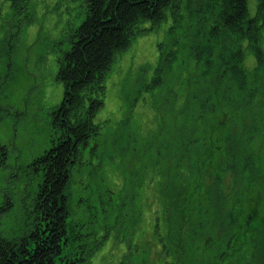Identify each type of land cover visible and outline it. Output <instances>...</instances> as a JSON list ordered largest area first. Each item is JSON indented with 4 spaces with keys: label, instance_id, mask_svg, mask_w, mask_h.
<instances>
[{
    "label": "rangeland",
    "instance_id": "obj_1",
    "mask_svg": "<svg viewBox=\"0 0 264 264\" xmlns=\"http://www.w3.org/2000/svg\"><path fill=\"white\" fill-rule=\"evenodd\" d=\"M199 1L185 0L182 17L168 13L113 57L103 106L94 117L99 134L82 150V163L74 165L67 185L63 255L68 259L71 254L84 257V264L213 261L216 243L210 235L199 240L208 221L194 220L193 214L190 220L180 211L218 206L233 194L241 198L247 173L248 211L264 222V62L257 68L245 52L246 83L238 87L219 65L225 58L221 45H235L220 36L208 64L209 55L200 50L210 43L205 20L197 14ZM255 1L247 0L250 16ZM86 4L26 0L17 7L0 0V157L7 162L0 163V207L5 208L0 231L5 238L23 236L33 227V201L42 178L27 167L57 143L52 111L64 91L57 71L70 36L86 19ZM149 26V21L139 24ZM261 43L264 48V29ZM206 151L212 155L208 168L196 165ZM249 157L253 162L247 168ZM223 163L227 183L216 179ZM226 191H232L230 198ZM169 205L179 221H168ZM236 253L226 262L239 264L240 249Z\"/></svg>",
    "mask_w": 264,
    "mask_h": 264
},
{
    "label": "trees",
    "instance_id": "obj_2",
    "mask_svg": "<svg viewBox=\"0 0 264 264\" xmlns=\"http://www.w3.org/2000/svg\"><path fill=\"white\" fill-rule=\"evenodd\" d=\"M23 2L26 0H11L17 7ZM183 4V0H87L86 19L74 31L72 49L62 55L57 71V78L64 87L61 103L52 111L53 124L59 130L57 143L34 162L42 179L38 185L33 227L28 234L11 239L5 238L0 231V264H83V258L71 261L68 254L63 255L64 245H67L66 223L69 215L66 190L80 150L99 133L100 125L94 121V117L103 105L104 80L114 60L112 58L128 45L133 36L159 25L168 13L174 18L179 16ZM198 6L197 14L205 20L206 38L210 43L200 49L201 55L208 54L210 59L206 61L210 64L213 45L219 43L220 36H228L229 43L235 47L221 45L225 58L219 59V65H224L227 78L235 81L238 87L244 86V53L248 52L254 58L257 68L264 62L261 43L264 0L255 1L252 16L248 12L247 0H200ZM144 21H149L150 26L140 28L139 24ZM243 40L246 41L244 47ZM181 106L182 103L178 108ZM185 108L188 111L191 107ZM193 142L200 145L204 139L199 141L194 138ZM231 153H228L229 157ZM250 162H253L252 157L246 162L247 168L252 165ZM226 165L231 166L228 167L231 171L234 169L230 160L226 161ZM216 179L226 181L222 175L216 176ZM245 179L241 187L242 197L238 199L233 194L231 201L222 202L226 205L225 209L220 204L205 206L201 211L193 207L180 211L190 220L193 214L194 220L208 221L210 227L204 228L205 232L199 240L203 242L204 235H210L211 243H216L219 252L218 264H230L226 262L227 259L235 257L239 249V264L264 262L263 220L257 217V213L248 211V223L241 221L244 217V200L248 199V173L243 182ZM219 190V186L215 185L218 198ZM226 193L230 198L232 191ZM187 198L188 202L192 199ZM212 201L210 198L209 204ZM256 202L261 204L258 200ZM3 209L0 207V217ZM166 212L168 221L180 220L174 207L169 205ZM206 264H212V261Z\"/></svg>",
    "mask_w": 264,
    "mask_h": 264
},
{
    "label": "flooded vegetation",
    "instance_id": "obj_3",
    "mask_svg": "<svg viewBox=\"0 0 264 264\" xmlns=\"http://www.w3.org/2000/svg\"><path fill=\"white\" fill-rule=\"evenodd\" d=\"M4 163V160L2 161ZM244 217L242 218L241 221L248 223V199L244 200ZM235 233V232H234ZM240 234H238L239 236ZM218 254L219 252L217 251L216 253H214V258L215 260L212 261V264H218Z\"/></svg>",
    "mask_w": 264,
    "mask_h": 264
},
{
    "label": "bare ground",
    "instance_id": "obj_4",
    "mask_svg": "<svg viewBox=\"0 0 264 264\" xmlns=\"http://www.w3.org/2000/svg\"><path fill=\"white\" fill-rule=\"evenodd\" d=\"M184 1L185 0H183V3H184ZM183 7H184V10L185 11H187V9H186V7L184 6V4L182 5ZM195 10V9H194ZM188 11H189V8H188ZM179 13H180V11H179ZM179 16H181V13L179 14ZM199 15H197V17H198ZM182 17V16H181ZM183 24V22H181V25ZM80 26V25H79ZM78 26V27H79ZM78 27L75 29V30H77L78 29ZM73 35V34H72ZM70 36V38L72 39L73 38V36ZM135 36H133L131 39H130V41H129V43H128V45L122 50V51H124L129 45H130V43H131V41H132V39L134 38ZM74 40L76 41L77 39L74 37ZM70 49H72V44H71V46H70V48H69V50H67L66 52H69L70 51ZM262 49H264L263 48V46H262ZM121 51V52H122ZM65 53V52H64ZM63 53V54H64ZM249 55V54H248ZM112 59H114V58H112ZM206 153V155L204 156L205 158H211L212 157V155L210 154V153H208L207 151L205 152ZM186 158H183L182 160H185ZM31 224H33L34 223V221H31L30 222Z\"/></svg>",
    "mask_w": 264,
    "mask_h": 264
}]
</instances>
